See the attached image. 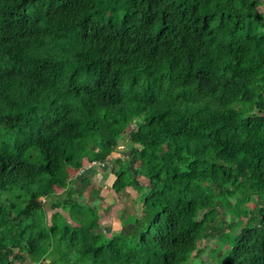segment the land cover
I'll return each mask as SVG.
<instances>
[{"label": "trees", "instance_id": "16d2710c", "mask_svg": "<svg viewBox=\"0 0 264 264\" xmlns=\"http://www.w3.org/2000/svg\"><path fill=\"white\" fill-rule=\"evenodd\" d=\"M258 5L0 0V242L49 264H264ZM125 126L111 188L141 189L142 214L105 235L65 175L114 155Z\"/></svg>", "mask_w": 264, "mask_h": 264}, {"label": "rangeland", "instance_id": "374dc122", "mask_svg": "<svg viewBox=\"0 0 264 264\" xmlns=\"http://www.w3.org/2000/svg\"><path fill=\"white\" fill-rule=\"evenodd\" d=\"M264 0H258L259 9H263ZM130 127L125 126L122 132L117 137V145L114 148V155H111L113 161L106 164L105 167L90 166L86 171H74L70 172L65 178L66 186L72 184L74 196L79 199V201L84 202L89 208L95 211V215L99 218L101 226L96 230L97 233H103L109 235L112 231H119L125 235H134L136 228L134 226V221L129 217L130 215L141 216V189L125 188L123 190H116L111 188V181L113 178L110 175L109 168L114 167V159L123 154L122 158L125 161L131 160L132 147L128 143L127 135ZM138 148V146H136ZM133 163V162H132ZM73 180H69L70 178ZM85 177L88 181L84 180ZM139 177V176H138ZM140 182L145 185L144 175H140L138 178ZM63 188L55 187L54 191L57 195L56 199H59L64 194ZM48 198H42L40 201L44 202ZM256 201H252L251 204ZM49 205V203H48ZM227 223L234 221V218L230 215L226 217ZM207 240H204L201 245H205ZM16 239L8 238L0 242V251H4L6 246H12L17 249V253L21 254L23 261H18L16 264H49L50 261L44 260H34L27 252L22 250V244H20ZM195 253H191L193 257Z\"/></svg>", "mask_w": 264, "mask_h": 264}, {"label": "built area", "instance_id": "2783aa9c", "mask_svg": "<svg viewBox=\"0 0 264 264\" xmlns=\"http://www.w3.org/2000/svg\"><path fill=\"white\" fill-rule=\"evenodd\" d=\"M111 161H113L111 157L101 161H93L92 163H88L87 165H85L83 168H80L79 171L83 172L84 170L88 169L90 166L105 167L106 164H109Z\"/></svg>", "mask_w": 264, "mask_h": 264}, {"label": "crops", "instance_id": "0c3cea01", "mask_svg": "<svg viewBox=\"0 0 264 264\" xmlns=\"http://www.w3.org/2000/svg\"><path fill=\"white\" fill-rule=\"evenodd\" d=\"M132 145V144H131ZM70 172H74L73 170L67 169V173L65 176H67L68 174H70ZM66 178V177H65ZM72 178V177H71Z\"/></svg>", "mask_w": 264, "mask_h": 264}, {"label": "clouds", "instance_id": "9594fccd", "mask_svg": "<svg viewBox=\"0 0 264 264\" xmlns=\"http://www.w3.org/2000/svg\"><path fill=\"white\" fill-rule=\"evenodd\" d=\"M87 164H88V163H87ZM87 164H86V165H87ZM84 166H85V165H84ZM84 166H83V167H84ZM83 167H81V168H83ZM78 171H79V169H78ZM85 171H86V170H85Z\"/></svg>", "mask_w": 264, "mask_h": 264}]
</instances>
